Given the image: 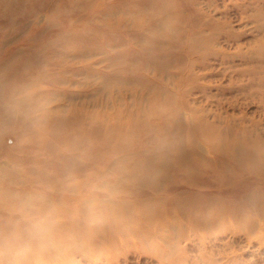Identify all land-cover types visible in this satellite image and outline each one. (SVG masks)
<instances>
[{
  "label": "rangeland",
  "instance_id": "1",
  "mask_svg": "<svg viewBox=\"0 0 264 264\" xmlns=\"http://www.w3.org/2000/svg\"><path fill=\"white\" fill-rule=\"evenodd\" d=\"M188 106L264 127V0H0V264L29 196L53 207L48 243L60 247L37 248L36 264H264L263 230L230 216L194 230L186 210L170 211L175 194L109 193L118 169L144 167ZM148 202L150 224L138 211ZM126 203L130 227L96 241L98 216Z\"/></svg>",
  "mask_w": 264,
  "mask_h": 264
},
{
  "label": "bare ground",
  "instance_id": "2",
  "mask_svg": "<svg viewBox=\"0 0 264 264\" xmlns=\"http://www.w3.org/2000/svg\"><path fill=\"white\" fill-rule=\"evenodd\" d=\"M195 45L201 50L203 41L198 40ZM187 113V119H181V114L175 116L173 124L163 129L156 150L145 155L144 167L118 169L123 176L115 179V186L109 188L110 195L114 198L121 194L136 197L145 192L146 197L151 199L149 201H152L160 194H175L170 202V211L180 208L186 210L194 230H209L216 221L230 216L242 222L249 232L264 231V127L259 121H250L245 125L248 118L244 114L224 118L215 111L206 112L193 106L187 107ZM190 125L196 127L197 131L191 132L188 137L185 126ZM198 137L202 140L200 144H197ZM159 150L166 153L161 159L156 156ZM200 172H204L205 176ZM178 177L187 179L192 187L214 185L219 195L201 197L193 192L196 190L194 188L179 192L176 186ZM234 185H237L236 188L240 186L242 192L220 189L222 186ZM127 204L120 205L118 209L111 208L109 212L98 216L101 223L97 222L93 226L96 241L100 237L105 239L107 227H119L121 222H126V226L130 227L127 220L131 213ZM150 204H138V211L142 214L140 220L147 224L152 222L154 213H157L150 208ZM209 213H214L217 219L211 220L207 216L198 218ZM260 214L263 222L250 218ZM87 234L88 231L79 233L75 240L84 239ZM56 248L58 250L60 247L56 245ZM76 251L77 248L70 244L68 252L73 254Z\"/></svg>",
  "mask_w": 264,
  "mask_h": 264
},
{
  "label": "clouds",
  "instance_id": "3",
  "mask_svg": "<svg viewBox=\"0 0 264 264\" xmlns=\"http://www.w3.org/2000/svg\"><path fill=\"white\" fill-rule=\"evenodd\" d=\"M87 207L90 213H94L96 202L89 201ZM55 225L54 209L43 197H26L21 204V217L9 234L6 251L12 259L6 264H36L33 253L37 248L46 247Z\"/></svg>",
  "mask_w": 264,
  "mask_h": 264
}]
</instances>
